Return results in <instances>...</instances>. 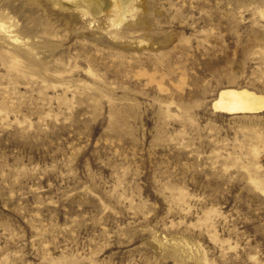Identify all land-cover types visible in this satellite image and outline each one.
<instances>
[{
    "label": "rangeland",
    "instance_id": "rangeland-1",
    "mask_svg": "<svg viewBox=\"0 0 264 264\" xmlns=\"http://www.w3.org/2000/svg\"><path fill=\"white\" fill-rule=\"evenodd\" d=\"M115 5L0 0V264H264V0Z\"/></svg>",
    "mask_w": 264,
    "mask_h": 264
},
{
    "label": "bare ground",
    "instance_id": "bare-ground-1",
    "mask_svg": "<svg viewBox=\"0 0 264 264\" xmlns=\"http://www.w3.org/2000/svg\"><path fill=\"white\" fill-rule=\"evenodd\" d=\"M70 1V0H67ZM102 4L105 8L112 6L113 0H94ZM119 6L115 5V11L120 14V22L125 20L130 13L132 0H116ZM119 8V9H118ZM4 20V19H3ZM4 21L0 20V30L6 32ZM14 41L18 39L11 36ZM213 107L218 112L228 115L259 114L264 113V96L247 89L236 90L226 89L220 92Z\"/></svg>",
    "mask_w": 264,
    "mask_h": 264
}]
</instances>
